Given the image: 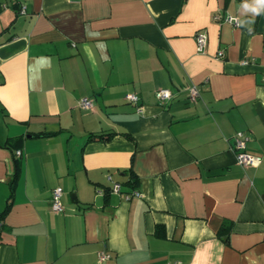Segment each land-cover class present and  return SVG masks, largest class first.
<instances>
[{
	"label": "crops",
	"instance_id": "obj_1",
	"mask_svg": "<svg viewBox=\"0 0 264 264\" xmlns=\"http://www.w3.org/2000/svg\"><path fill=\"white\" fill-rule=\"evenodd\" d=\"M13 181L0 264H264V0H0V216Z\"/></svg>",
	"mask_w": 264,
	"mask_h": 264
},
{
	"label": "built area",
	"instance_id": "obj_2",
	"mask_svg": "<svg viewBox=\"0 0 264 264\" xmlns=\"http://www.w3.org/2000/svg\"><path fill=\"white\" fill-rule=\"evenodd\" d=\"M21 9L23 10L24 7H22ZM214 20L226 22V23L231 24L233 26H238L237 19L234 17H231V16L222 18L219 15H217V16H214ZM195 40H196V44H197V51L199 53H203L205 48H206V45H207L206 35L199 32L195 35ZM218 56L221 57L222 53L220 52L218 54ZM199 96H200V94H199L198 88L196 86H192L191 88H189L188 99L191 102L196 101L199 98ZM172 97H173L172 92L170 90H167V89H160V90H157L155 92V98L158 101V103H160V104H166L167 102H169L172 99ZM125 100L128 103L137 106L136 110L138 112L142 111V107L139 105V98L137 95L128 93L125 96ZM78 105L80 108H82L84 110H89L92 108V101L89 98L84 97V98H81L79 100ZM247 142H248V137L242 132H239L234 136L233 151L235 154V158H236L237 163L243 167H249V166L257 165L260 162L259 158L251 156V155L246 153L245 150H246ZM16 156H18V157L20 156L19 151L16 152ZM112 191L115 193L122 194V196L126 200H128L132 197H139L140 196V194L138 192H133L132 194L121 193V185L118 183L113 184ZM62 195H63V191L61 188L57 187V188L52 190V193H51V209L56 214L63 212ZM107 258H108V256H106L105 254H103V253L100 254L101 260H104Z\"/></svg>",
	"mask_w": 264,
	"mask_h": 264
},
{
	"label": "trees",
	"instance_id": "obj_3",
	"mask_svg": "<svg viewBox=\"0 0 264 264\" xmlns=\"http://www.w3.org/2000/svg\"><path fill=\"white\" fill-rule=\"evenodd\" d=\"M50 135V134H48ZM129 180L128 182L126 183L127 185H130V186H133L135 184V180H134V176L132 173H129ZM14 182H12L11 184V188H10V198H9V201H8V204L6 205V208L4 210V212L2 213V215L0 216V218L9 210V207H10V200H11V195L13 193V185H14ZM230 230H231V226L229 224H224L220 227V229L217 231V237L219 239H221L222 241L224 242H227L228 241V236L230 234Z\"/></svg>",
	"mask_w": 264,
	"mask_h": 264
}]
</instances>
